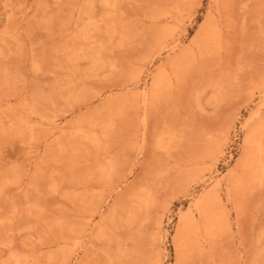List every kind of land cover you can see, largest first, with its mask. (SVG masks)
I'll return each instance as SVG.
<instances>
[{
  "label": "rangeland",
  "instance_id": "374dc122",
  "mask_svg": "<svg viewBox=\"0 0 264 264\" xmlns=\"http://www.w3.org/2000/svg\"><path fill=\"white\" fill-rule=\"evenodd\" d=\"M0 264H264V0H0Z\"/></svg>",
  "mask_w": 264,
  "mask_h": 264
},
{
  "label": "bare ground",
  "instance_id": "6f19581e",
  "mask_svg": "<svg viewBox=\"0 0 264 264\" xmlns=\"http://www.w3.org/2000/svg\"><path fill=\"white\" fill-rule=\"evenodd\" d=\"M262 139V138H261ZM260 139V140H261ZM257 141V140H256ZM256 144V143H255ZM250 145H253V144H250ZM255 146V145H254ZM256 146H258V142H257V144H256ZM260 153V152H259ZM256 155V154H255ZM258 155V154H257ZM250 156H252V155H250ZM254 156V155H253ZM165 174V173H164ZM163 176V175H162ZM222 219V218H221ZM211 232V231H210ZM198 241V240H197Z\"/></svg>",
  "mask_w": 264,
  "mask_h": 264
}]
</instances>
